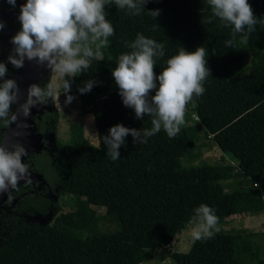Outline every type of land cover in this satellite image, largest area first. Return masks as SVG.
<instances>
[{
	"label": "trees",
	"instance_id": "trees-1",
	"mask_svg": "<svg viewBox=\"0 0 264 264\" xmlns=\"http://www.w3.org/2000/svg\"><path fill=\"white\" fill-rule=\"evenodd\" d=\"M249 3L255 16L264 19V0ZM155 10L160 12L156 18L148 14ZM105 11L115 29L109 45L91 68L71 79L69 93L60 87L66 97L80 102L83 112L93 115L98 145L78 126L67 141H56L53 154H30L28 170L44 181L21 184L3 205L0 264H142L151 252L171 247L201 204L214 209L217 225L231 216L264 211V25H256L247 44H240L238 36L236 45L227 48L224 41L231 38V28L212 16L207 0H149L140 15L115 5ZM138 34L165 46V55L156 62L157 76L180 47L195 51L201 46L207 49L211 75L203 95L192 101L199 124L182 125L174 138L161 130L147 143L134 144L129 135L119 149L120 158L112 160L101 140L111 127H152L151 117L136 119L134 110L124 106L111 75L117 58L131 51L127 45ZM12 52L0 47V63L7 67L1 82L14 80L20 69L8 61ZM50 80L46 76L37 85L43 88ZM87 81L95 82L92 90L80 94L78 89ZM35 122L43 136L57 133L60 112L45 110ZM8 127L0 121V145ZM202 129L232 162L183 163L198 148ZM50 194L71 198V216L53 225L28 219L46 218L57 207ZM102 219L114 223L115 229L104 232ZM163 255L161 262L172 257L176 264H264V232L216 231L195 240L188 252Z\"/></svg>",
	"mask_w": 264,
	"mask_h": 264
},
{
	"label": "clouds",
	"instance_id": "clouds-1",
	"mask_svg": "<svg viewBox=\"0 0 264 264\" xmlns=\"http://www.w3.org/2000/svg\"><path fill=\"white\" fill-rule=\"evenodd\" d=\"M7 2L13 7L16 5V0ZM148 2L26 0L18 17L22 27L10 41L14 49L8 61L19 69L24 66L25 59L38 60L41 64L47 63L52 70V80L57 75L64 79L62 85H54L52 80L43 88L37 84L31 85L27 100L20 105L19 111L27 117L32 107L45 104L49 99H57L59 87H63L64 94L69 93L71 79L91 68L93 60L100 56V49L107 47L109 37L115 34L112 23L106 18V6L115 5L118 10H127L129 15H140ZM207 4L212 16L218 18L223 27L231 28V38L224 41L227 48L236 45L238 36L240 44H247L250 34L256 31V25H264V19L255 16L249 0H207ZM148 14L156 18L160 12L148 11ZM207 22L211 23V19ZM4 27L0 23V30ZM127 47L131 51L119 55L111 75L124 106L134 110L136 119L151 117L152 127L141 130L122 124L111 127L109 134L101 140L107 147V156L112 160L120 158L119 149L129 135L134 144L147 143L148 138L161 130L169 138L176 137L185 123L188 104L194 97L203 95L204 82L211 75L205 47H197L195 51L180 47L178 54L167 59L166 67L158 76L154 70L157 59L165 55L163 43L138 34ZM6 73V65L0 63V78L5 77ZM94 83L87 81L78 91L80 94L90 92ZM153 90L155 94L151 95ZM18 96L19 88L15 80L7 79L0 83V121L11 124L17 120V114L12 113L11 109L18 102ZM73 100L72 95H67L65 103L71 104ZM47 107L56 109L53 101ZM27 154L19 143L10 148L0 145V194L15 190L19 182L28 177V167L23 162ZM190 223L194 225L191 232L193 239L201 240L212 234L218 217L213 208L201 204L193 210Z\"/></svg>",
	"mask_w": 264,
	"mask_h": 264
},
{
	"label": "rangeland",
	"instance_id": "rangeland-1",
	"mask_svg": "<svg viewBox=\"0 0 264 264\" xmlns=\"http://www.w3.org/2000/svg\"><path fill=\"white\" fill-rule=\"evenodd\" d=\"M101 49L99 58H101ZM246 57L249 59V56ZM47 76H50L52 80V72ZM62 79V77L57 75L55 80H52V82L54 85H60ZM0 83H2L1 80ZM66 98L67 97L60 91L59 87L58 98L53 100V104L54 107L60 112V122L58 126V132L51 136L52 140L67 141L69 138H71V135H69L70 130L74 127L77 129L76 127L82 126L86 138L89 139L92 144L98 145V137L93 115L89 112H83L79 101L73 100L71 104L65 103ZM194 124H199V121L194 110V104L191 102L187 106L185 113V123L183 125L188 126ZM198 144V148L194 151L195 153L191 156L187 155V157L183 160L184 164H198L200 161H206L211 164L232 162L231 157L221 152L217 144L206 135L205 129L200 131V140ZM56 197L57 198L55 201L58 203V205L55 209L50 211L46 218L39 216H28V219H31L32 221L42 225H53L56 221L64 220L71 216L74 210L70 205L71 198L69 196ZM96 209L99 214L105 215L104 209ZM115 227L116 226L114 223L105 219L101 220L100 228L104 232L109 230L112 231L115 229ZM193 227L194 225L189 223L186 227V230L183 233L177 235L173 244L171 247L167 248L166 252H163L164 250L151 252L147 261L142 264H176L172 257L166 258L163 262H161L160 259L162 256H164L163 254H166L167 252H188L195 241L191 235ZM243 228H247L254 232H264V211L257 216H250L247 214L231 216L224 223L216 225L215 228L212 229V232H239Z\"/></svg>",
	"mask_w": 264,
	"mask_h": 264
},
{
	"label": "water",
	"instance_id": "water-1",
	"mask_svg": "<svg viewBox=\"0 0 264 264\" xmlns=\"http://www.w3.org/2000/svg\"><path fill=\"white\" fill-rule=\"evenodd\" d=\"M2 14V11H0ZM17 16H10L6 15L3 18H10V19H18ZM20 22V21H19ZM38 64L41 66L39 67ZM39 67V68H38ZM52 70L47 66V63L41 64L38 60L29 61L25 59L24 66L20 68L19 72L15 77L22 80V83L26 84V87L23 93L19 91L18 102L13 105V113L17 114V120L13 123H9V127L4 132V138L1 145H5L6 147H11V145L19 143L21 144L27 151V155L23 158V162L26 164V159L30 156V154L40 153L42 150L50 149L51 154L56 151V140L53 141L51 136L54 134H49V137L43 136L42 134L38 133L36 130V122L35 117L40 116L45 112V110L51 111V107H47L43 104H37L36 106L30 109V114L25 117L20 109V105L25 103V99H27L28 89L33 84H38L40 80L45 78L49 75ZM47 142V145L45 144ZM54 142V145H53ZM28 177L26 179H22L18 186L25 183L36 184L44 181V178L41 174L33 173L28 170ZM17 186V187H18ZM13 190H10L8 193L0 194V211L4 208L5 202L8 200L9 196L11 195Z\"/></svg>",
	"mask_w": 264,
	"mask_h": 264
},
{
	"label": "flooded vegetation",
	"instance_id": "flooded-vegetation-1",
	"mask_svg": "<svg viewBox=\"0 0 264 264\" xmlns=\"http://www.w3.org/2000/svg\"><path fill=\"white\" fill-rule=\"evenodd\" d=\"M26 3V0H16L15 7L11 6L7 0H0V11H2V14H0V19L7 21V24L3 28V30H0L2 33V37H0V47L3 49L11 48L14 49V45L11 44V39L14 37L18 31L21 30V23L17 19H10V18H3V16L10 15V16H18L20 15V8L23 4ZM14 24L12 27L11 24ZM6 46V47H5ZM20 70V69H19ZM19 72V71H18ZM17 75V74H16ZM46 136V135H45ZM48 138L49 134H47ZM47 145V142H46ZM48 154H51V150H46ZM53 199H56L57 197L53 194H50Z\"/></svg>",
	"mask_w": 264,
	"mask_h": 264
},
{
	"label": "bare ground",
	"instance_id": "bare-ground-1",
	"mask_svg": "<svg viewBox=\"0 0 264 264\" xmlns=\"http://www.w3.org/2000/svg\"><path fill=\"white\" fill-rule=\"evenodd\" d=\"M37 65L40 67L41 65L40 64H38L37 63ZM38 67V68H39ZM16 83H17V85H18V88H19V91H21L22 93H23V91H24V89H25V87H26V84L25 83H22L21 84V82H22V80H20L19 78H16ZM23 96H25V93H23ZM27 99H25V101H26Z\"/></svg>",
	"mask_w": 264,
	"mask_h": 264
}]
</instances>
